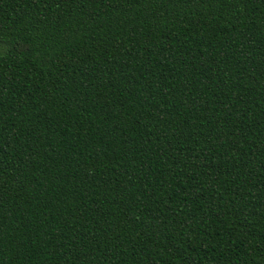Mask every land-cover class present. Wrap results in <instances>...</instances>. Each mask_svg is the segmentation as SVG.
Listing matches in <instances>:
<instances>
[{
	"label": "trees",
	"instance_id": "trees-1",
	"mask_svg": "<svg viewBox=\"0 0 264 264\" xmlns=\"http://www.w3.org/2000/svg\"><path fill=\"white\" fill-rule=\"evenodd\" d=\"M0 264H264V0H0Z\"/></svg>",
	"mask_w": 264,
	"mask_h": 264
}]
</instances>
